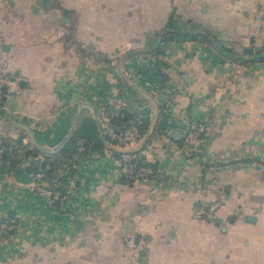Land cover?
I'll use <instances>...</instances> for the list:
<instances>
[{
    "label": "crops",
    "instance_id": "obj_1",
    "mask_svg": "<svg viewBox=\"0 0 264 264\" xmlns=\"http://www.w3.org/2000/svg\"><path fill=\"white\" fill-rule=\"evenodd\" d=\"M263 47L264 0H0V264H264V61L234 59ZM117 116L154 178L121 176Z\"/></svg>",
    "mask_w": 264,
    "mask_h": 264
},
{
    "label": "built area",
    "instance_id": "obj_2",
    "mask_svg": "<svg viewBox=\"0 0 264 264\" xmlns=\"http://www.w3.org/2000/svg\"><path fill=\"white\" fill-rule=\"evenodd\" d=\"M7 73H8V66L6 65L5 61L0 58V106L2 104V100L4 98V86L7 82ZM100 129L103 136L108 140L109 148L108 151L113 156L116 152L114 149H123L127 145L133 143L134 141L138 140L141 136V131L139 129L138 124H132L123 129H117L112 127L107 120L102 119L100 121ZM184 138V142L188 145H193L197 143L200 139V129L190 128L186 132ZM88 142L85 139H78L77 147H76V155L82 154L85 151V147ZM5 151L4 145V137L0 135V161L2 160V156ZM116 157V156H115ZM119 163V169L121 176L129 179L131 181H144L149 180L155 177V172L152 167L145 162H140L137 155L131 152H120L119 155L116 157ZM32 176L36 180H41L44 178V174L42 172H34ZM41 193H45L51 195L49 191L44 192L39 190ZM57 198V196H55ZM206 215L207 217H211L210 212L205 211H196V216ZM11 226L2 225L0 228V234L5 235L11 230ZM126 245L132 251V257L137 255V249L134 245L133 239L128 237L126 239Z\"/></svg>",
    "mask_w": 264,
    "mask_h": 264
},
{
    "label": "trees",
    "instance_id": "obj_3",
    "mask_svg": "<svg viewBox=\"0 0 264 264\" xmlns=\"http://www.w3.org/2000/svg\"><path fill=\"white\" fill-rule=\"evenodd\" d=\"M174 15H173V13L170 15V19L168 20V22L166 23V25H164V27L162 28V29H160L159 30V32L157 33V34H159V33H163L164 35H163V37H162V41L163 40H165V39H168V40H173V39H175L176 37H186L187 35H185V34H178V33H176L175 32V27H174ZM264 48V47H263ZM157 52L160 54L162 51L159 49V50H157ZM257 52V60L258 61H264V54H262V50H256V51H253L252 49H247V50H245V54H247V55H255L254 53H256ZM239 64H242V63H239ZM243 65V64H242ZM106 114H108L107 112H106ZM162 115V118H164L165 117V115L162 113L161 114ZM106 116V115H105ZM108 121V123L111 125V124H113V125H115V124H119L120 122L121 123H126L127 121H128V118H127V116L126 117H124V118H120L119 116H117V117H115V118H111L110 120H107ZM90 124V127L91 128H93L94 129V123L93 122H90L89 123ZM143 128L144 127H140L139 129H140V131L141 130H143ZM142 132V131H141ZM76 136H78V137H84V138H86V141L88 142V144L86 145V147L89 145V144H93V145H95V144H97V145H100L101 144V141L99 140V139H90V138H88L87 137V134H86V132L84 131V128L80 125V127L78 128V131H77V134H76ZM92 142V143H91ZM4 145H5V151H4V154H3V156H2V160L0 161V164L2 163V162H4L5 161V159H6V155L9 153V152H12V154L13 155H15L16 153H17V151H14V150H19L18 148H16L15 146H13L12 144H11V142L10 141H7V139H5L4 138ZM14 147V148H13ZM86 147H85V149H86ZM11 148V149H10ZM69 151V149L67 148V149H65L64 151ZM63 151V152H64ZM71 151V150H70ZM76 151V149L74 150H72V152L71 153H74ZM70 153V154H71ZM114 155L117 157L118 155H119V153H117V152H115L114 153ZM139 161L140 162H145V161H143L142 159H139ZM145 163H148V162H145ZM46 165H48L49 167H48V169H46L45 171L47 172V175H48V177H50V178H54L55 176L53 175V170H52V166H53V162L49 159L48 160V163H45L44 165H43V168L46 166ZM30 171H32V172H34V171H37V169L35 168V167H30ZM127 180V179H126ZM203 217H207L206 215H202ZM7 221H9V219H1L0 220V227H1V225H3L5 222H7ZM15 225H16V223H15ZM3 235H1L0 234V237H2Z\"/></svg>",
    "mask_w": 264,
    "mask_h": 264
},
{
    "label": "water",
    "instance_id": "obj_4",
    "mask_svg": "<svg viewBox=\"0 0 264 264\" xmlns=\"http://www.w3.org/2000/svg\"><path fill=\"white\" fill-rule=\"evenodd\" d=\"M163 35H164L163 33L160 35L157 44L152 48V50L158 49ZM257 58H258L257 56H252V57H234V59L239 60V61H249V60H255ZM141 255H143V254H141Z\"/></svg>",
    "mask_w": 264,
    "mask_h": 264
},
{
    "label": "rangeland",
    "instance_id": "obj_5",
    "mask_svg": "<svg viewBox=\"0 0 264 264\" xmlns=\"http://www.w3.org/2000/svg\"><path fill=\"white\" fill-rule=\"evenodd\" d=\"M36 180V179H35ZM1 228V227H0Z\"/></svg>",
    "mask_w": 264,
    "mask_h": 264
}]
</instances>
